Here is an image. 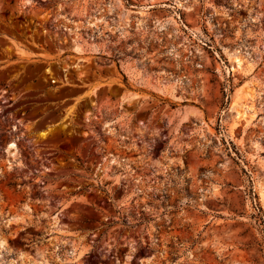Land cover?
<instances>
[{"label": "rangeland", "instance_id": "rangeland-1", "mask_svg": "<svg viewBox=\"0 0 264 264\" xmlns=\"http://www.w3.org/2000/svg\"><path fill=\"white\" fill-rule=\"evenodd\" d=\"M0 264H264V0H0Z\"/></svg>", "mask_w": 264, "mask_h": 264}, {"label": "bare ground", "instance_id": "bare-ground-1", "mask_svg": "<svg viewBox=\"0 0 264 264\" xmlns=\"http://www.w3.org/2000/svg\"><path fill=\"white\" fill-rule=\"evenodd\" d=\"M234 62L236 63V65L239 67L240 65V62H239V60H238V58H236V59H234Z\"/></svg>", "mask_w": 264, "mask_h": 264}]
</instances>
